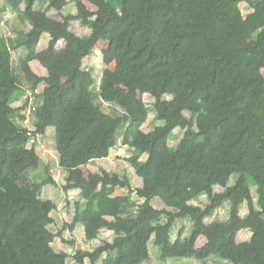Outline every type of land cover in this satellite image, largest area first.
<instances>
[{"label": "trees", "instance_id": "obj_1", "mask_svg": "<svg viewBox=\"0 0 264 264\" xmlns=\"http://www.w3.org/2000/svg\"><path fill=\"white\" fill-rule=\"evenodd\" d=\"M43 0H5L26 19ZM85 1L97 7L88 8ZM46 2V1H45ZM44 11L62 10L68 0H49ZM78 12L65 15L60 27L47 19L20 31L10 45L0 39V72L14 73L12 50L24 47L19 66L38 60L50 71L36 85L43 90L34 97L35 135L56 129V148L75 182L62 188L78 189L76 220L89 229H109L113 241L94 251L76 253L78 264H140L151 259L149 243L161 229L170 237L179 219L192 222L191 233L179 232L175 257L207 263L216 256L233 264H264V0H75ZM25 3L26 9L21 5ZM241 3L251 11L239 13ZM41 4V3H40ZM6 6L0 0V21ZM39 13H43L39 12ZM45 15V14H44ZM89 27V36L71 29L72 21ZM44 33L48 46L39 49ZM64 39L68 47L57 51ZM99 41H107L116 61L115 81L108 85L110 102L123 110L113 115L104 109L100 94L92 91L95 78L85 68ZM65 77L61 82L55 76ZM70 91L61 108L55 90ZM20 84L12 78L0 81V264H68L70 254L57 251L58 234L45 201L44 185H58L52 177L35 181L32 171L41 165L36 145L30 146L29 130L16 118L13 106ZM148 93L162 125L145 131L147 105L139 98ZM171 95L172 98H166ZM30 98L23 108H28ZM205 122L196 127V117ZM125 126L126 145L136 174L151 190L134 188L125 174L106 169L86 176L82 166L110 156ZM185 131L180 143L170 145L175 128ZM196 144L195 156L186 154ZM147 154L146 159L142 156ZM258 162L259 170L253 166ZM235 181L217 189L215 177ZM256 186V194L252 187ZM122 188L127 192L115 195ZM143 199L140 204L133 195ZM207 196L205 206L197 203ZM159 197L165 207H156ZM247 203L248 213L241 214ZM225 206L228 221L208 222ZM113 219L97 213L116 212ZM166 218V222L163 220ZM144 229L140 254L127 260L126 242L136 227ZM249 229V240L233 245L235 233ZM206 242L198 247L200 237ZM107 255L106 257H104Z\"/></svg>", "mask_w": 264, "mask_h": 264}, {"label": "rangeland", "instance_id": "obj_2", "mask_svg": "<svg viewBox=\"0 0 264 264\" xmlns=\"http://www.w3.org/2000/svg\"><path fill=\"white\" fill-rule=\"evenodd\" d=\"M49 0H43L38 1L35 4V8H42L44 7L45 3ZM5 2V0H4ZM15 2V0H14ZM6 3V2H5ZM41 3V6H40ZM75 4L71 3L68 6L67 10H65V13L67 11L71 10L77 11V6H74ZM87 5L90 10L95 11L97 7L91 3L87 2ZM24 9L25 6H23ZM75 7V8H74ZM74 8V9H73ZM253 9L247 5L246 3H241L239 7V13L242 17H245L248 15ZM42 12V11H41ZM64 15L59 17V13L55 12V15L50 16V23L53 26L60 27L64 22ZM40 19H47L48 18L43 14L37 12V14L30 15V17H27L26 19L21 21L14 22V25L8 24V28L15 27L16 29H29L32 30L35 27L39 26V20ZM10 23V22H9ZM76 28H80L82 31H84V28H81L79 21L75 23ZM79 29V30H80ZM90 29V28H88ZM6 34L4 33L0 34L1 38H6ZM50 35L46 33L42 36L41 46L44 48L47 43L49 42ZM64 40V39H63ZM19 62V61H18ZM17 60H14L15 64V70L16 73H18L19 63ZM86 66L89 65L91 67V72L94 75L95 82L92 88V91L96 94H100L103 101H104V109L113 114V115H120L123 114V110L117 106H115L113 103L110 102V95L107 91L108 85L115 81V66L116 61L113 55L110 51V46L107 41H99V43L96 45L95 49L92 52V55L86 58L85 63ZM25 72V71H24ZM43 73V72H42ZM264 73V69H263ZM19 80L15 78V76L11 73H8L6 71L0 72V81L7 83L12 78H14L20 85L25 87H34L39 79V77H43V75H40L39 72H35L34 69L30 68L28 69L25 74L23 72L19 73ZM56 77L60 79V81L63 83L65 82L66 78L61 76L59 73H55ZM21 79V80H20ZM26 82V83H25ZM43 83L39 84V91L40 89L43 90ZM24 93V92H23ZM21 90L16 92V100H18V97H21L24 100V96ZM26 94V93H25ZM55 94L58 98V102L61 108H66V104L70 100V91L65 89H57L55 90ZM23 96V97H22ZM33 97V96H30ZM139 98L145 102L147 105L149 116L148 120L143 125V129L145 131H151L155 126L162 125L164 122L160 121L158 119L156 108L154 106V98L148 94V93H140ZM166 98L171 99V95H167ZM33 110L34 108V100H30ZM26 101H23V103L18 107L16 118L17 121L23 126L26 127L31 133H33L36 129V121L32 113H29L27 111V114L25 115V118L27 121L24 122V120L19 116V113L22 111V107H24ZM19 104V103H18ZM14 106V105H13ZM17 108V107H16ZM25 109V108H24ZM27 110V109H25ZM34 111V110H33ZM30 118V119H29ZM205 122V119L201 115H197L196 117V127H200ZM125 126H121L119 131V142L118 144L112 149V152L110 154L109 158L106 159H99L96 161H93L87 165H84L82 168L84 174L88 176L91 172H100L102 169H106L110 173H118L121 175H127L131 183L133 184L134 188H144L147 191H150V186L143 181L141 177H139L136 174L135 169L132 167L130 161L128 160L129 157L133 154V149L129 148L128 145H126V136L124 134ZM185 131L179 127L175 128L170 136V145L173 147H176ZM29 134V133H28ZM31 144V142H30ZM36 145L37 151L39 155L41 156V165L36 170L32 171V177L35 181H43L46 178L52 176L58 183V185L54 184H47L44 185L40 191L41 198L45 201L46 206L48 207V211L50 215L54 218V223L49 225V228L58 236L55 238V241L53 242V247L57 251H66L70 254V257L67 260L68 264H78L75 255L76 253H79V251L82 252H90L94 251L97 247L104 244L106 241H113L115 237V233L107 228L101 229V230H95V229H89L84 227L81 223H78L75 216L77 211V205L76 203L81 200V191L77 189H71L68 192L65 191L62 187L75 182V175L74 173L69 170V167L66 162H62L61 157L57 151L56 148V129L55 127H50L47 131L46 135H35V142L33 143ZM32 144V145H33ZM31 146V145H30ZM196 147V144L190 146L187 149L186 154L190 157L195 156L194 149ZM147 154H144L142 156V159H146ZM258 162L254 164V168L259 170ZM216 181V188L220 190H224L227 185H232V183L235 181V177H232L230 182H225L222 175H217L215 177ZM253 193L256 194V186L253 185L252 187ZM70 192V193H69ZM127 191L118 188L116 190L115 195L124 194ZM134 201H137L139 204L143 202V199L138 198L137 194L133 195ZM153 203L156 207L163 208L165 207V203L163 200L159 197L154 198ZM197 203L201 204L202 206H205L209 203V200L207 196H203L200 201H197ZM228 211V208L225 206L219 208L215 211L214 215L210 218H208V222L211 221H217V220H223L226 215H230ZM248 211L247 203H244L242 207V213L245 214ZM118 214V211L116 212H105V213H97L96 216H104L108 219H113ZM163 222H166V218H164ZM192 222L189 219H179L176 221L175 226L171 232L170 237L167 236V232L165 229H161L149 243L150 247V254L151 259L149 261L140 263V264H233L230 261H226L222 258L213 256L207 263H202L198 259L195 258H180L175 257V241L179 235V232L183 229L184 230V237L188 236L192 231ZM144 229L142 227H136V230L133 234V238L126 242V249H127V260H129L131 257H134L138 254H140L139 250V244L141 242V239L144 235ZM203 238L199 239V245L202 243ZM105 255L104 257H106ZM103 259H100L97 264H103ZM89 263V259L85 260V264Z\"/></svg>", "mask_w": 264, "mask_h": 264}, {"label": "crops", "instance_id": "obj_3", "mask_svg": "<svg viewBox=\"0 0 264 264\" xmlns=\"http://www.w3.org/2000/svg\"><path fill=\"white\" fill-rule=\"evenodd\" d=\"M87 2L88 1H85V3H86V5H87ZM70 3H71V6H72V4H75L74 6H77L76 5V2H75V0H68V4L62 9V10H57V9H51V10H49L48 12H46V11H44L45 9H46V6H47V4H48V2H46L45 3V5H44V7H42V8H35L34 7V12H41L42 10H43V12H44V14H45V16L48 18V21L50 22V16H52V15H55V12H58L59 13V17H61V16H63V14H65V15H67V14H69V13H72V14H76L77 12H78V8H76L77 9V11L75 12V11H73V12H71V10H69V11H67V13H65V10H67V8H68V6L70 5ZM88 3H90V2H88ZM1 4L3 5V6H6V11H5V13L3 14V16H2V20L4 21V24H2V25H0V34L1 33H4V35L6 34L7 36H6V38L8 39V41H9V44L10 45H15L16 44V41H15V39H16V37H17V35H18V33L20 32V31H25V32H28L29 31V29H16L15 27H12V29L11 28H8V24H12V25H14V22H16L18 19H20V20H18V21H21L22 23H23V19H21L20 18V16H19V13L17 12V11H14L13 9H12V7L11 6H7L6 5V3L4 2V0H1ZM23 6H25L26 7V5H25V3H23L22 5H21V9L22 10H24V7ZM40 6H41V4H40ZM88 6V5H87ZM75 8V7H74ZM73 8V9H74ZM89 8V7H88ZM97 10V9H96ZM95 10V11H96ZM64 15V16H65ZM78 20H74V21H72V25H71V29L75 32V33H77L78 35H80V36H89L90 34H91V29H88L89 27H85V26H82L81 25V23H80V21H79V24H80V26H81V28H84L85 30L84 31H82L80 28H76V26H75V23L77 22ZM10 22V23H9ZM14 26H16V25H14ZM80 29V30H79ZM46 33H44L43 35H45ZM50 35V34H49ZM5 38V37H4ZM50 40V39H49ZM41 41V40H40ZM42 42H40L39 43V45H38V48L39 49H44V48H46L47 46H48V43H47V45L43 48L41 45ZM67 47H68V43H67V41H65V40H60L59 42H58V44H57V51L58 52H64V51H66V49H67ZM25 52V48L24 47H19V48H15V49H13L12 50V59H13V63H14V60H17V62L19 61L20 62V59H21V56L23 55V53ZM18 62V63H19ZM15 65V64H14ZM21 68H19L20 70H18V73H16V70L14 71V73H11L12 74V76L14 75L15 76V78H16V80L18 79L19 80V76L18 75H20L19 73L20 72H23V74H25V72L28 70V69H30V68H32V69H34L35 70V72H39V74L40 75H43V76H48L49 74H50V71L49 70H47L44 66H42L41 65V63L38 61V60H33V61H31L29 64H26V65H23V66H20ZM25 71V72H24ZM43 72V73H42ZM56 76V75H55ZM21 80V79H20ZM19 82V81H18ZM26 83V82H25ZM39 85H37V87H35L34 89L32 88V87H25V86H22V85H20V87H21V91H22V95L24 96V100L21 98V97H18V100H15V102L13 103V105H14V107H19L22 103H23V101H28V99L30 98V100L32 101V100H34V97H30V96H33V95H35V94H38L39 92H41L42 91V89H40V91H39V87H38ZM43 87H44V85H43ZM26 93V94H25ZM22 96V97H23ZM19 103V104H18ZM31 104V102L29 103V106H28V108H27V110H25L24 108L21 110L22 112L21 113H19V116H21V118L24 120V122L25 121H27V119L25 118V115L27 114L26 112L24 113L23 111H27L28 112V116H29V113H32V112H29V109H31V107H32V105H30ZM33 105H34V103H33ZM20 110V109H19ZM19 110H17V111H19ZM16 114H17V112H16ZM30 119V118H29ZM112 152V151H111ZM110 157V156H109ZM109 157H107V158H109ZM104 159H106V158H104ZM97 160H99V159H97ZM94 161H96V160H94ZM93 162V161H92ZM91 163V162H90ZM84 166H82L81 168H83ZM78 190V189H77ZM80 191V190H79ZM70 193V192H69ZM200 201V200H199ZM244 205V204H243ZM243 205L241 206V214H243L242 213V207H243ZM218 210V209H217ZM227 212H229V210L227 211ZM246 213H248V211L246 212ZM245 213V214H246ZM230 214V213H229ZM229 217H230V215H226L225 216V218L223 219V220H221V221H228L229 220ZM211 222H213V221H211ZM193 228V227H192ZM251 235H252V232L249 230V229H243V230H239V231H237L236 233H235V237H234V243H233V245H237L239 242H242V241H245V240H249L250 239V237H251ZM200 238H203L202 240V243L199 245V240H198V243H197V245H198V247H200V246H202L203 244H205V242H206V237H204V236H202V237H200Z\"/></svg>", "mask_w": 264, "mask_h": 264}, {"label": "built area", "instance_id": "obj_4", "mask_svg": "<svg viewBox=\"0 0 264 264\" xmlns=\"http://www.w3.org/2000/svg\"><path fill=\"white\" fill-rule=\"evenodd\" d=\"M2 24H4L3 20L0 21V25H2ZM85 68L87 70L91 71V67L89 65H87V66L85 65ZM33 110H34V108H33ZM33 110L29 109V112H33ZM28 133H29L28 135L30 136V142H31V144H30V142H29V144L32 145L35 142V136L30 131Z\"/></svg>", "mask_w": 264, "mask_h": 264}]
</instances>
